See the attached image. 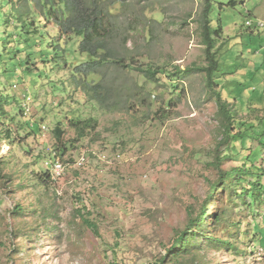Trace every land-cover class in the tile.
I'll list each match as a JSON object with an SVG mask.
<instances>
[{
    "label": "rangeland",
    "instance_id": "obj_1",
    "mask_svg": "<svg viewBox=\"0 0 264 264\" xmlns=\"http://www.w3.org/2000/svg\"><path fill=\"white\" fill-rule=\"evenodd\" d=\"M119 1L112 11L121 24L138 26L125 49L117 40L115 47L126 63L159 72L152 81L133 66L89 76L102 79L120 109L105 111L71 85L73 68L88 56L78 51L79 38L59 35L58 8L44 13L35 0H0V264H157L185 228L187 211L195 216L202 206V234L220 244L198 236L178 264H264V191L255 188L264 187V152L248 158L239 138L222 140L218 107L199 70L206 1ZM209 2L215 90L229 104L231 135L251 138L257 150L264 28L254 23L264 22V0ZM24 95L37 104L28 116L20 109ZM88 119L95 129L80 138L72 124ZM218 154L223 171L241 169L247 158L260 169L244 176L252 190L244 198V184L224 183L208 199ZM56 161L63 172L52 178Z\"/></svg>",
    "mask_w": 264,
    "mask_h": 264
},
{
    "label": "trees",
    "instance_id": "obj_2",
    "mask_svg": "<svg viewBox=\"0 0 264 264\" xmlns=\"http://www.w3.org/2000/svg\"><path fill=\"white\" fill-rule=\"evenodd\" d=\"M206 5L203 9V23H202V42L205 46L204 57L205 65L199 70L205 75V84L210 93H212L215 99L216 105L218 107V115L221 122L222 140L231 138L232 140L240 139L244 150L247 151V157L255 155V152H264V128L257 135L255 141L257 142V150L250 149L251 138L247 136L231 135L233 129V118L231 111L229 109V104L221 96L220 91L215 90V83L213 80L214 74L218 71V61L216 59V52L214 51L215 38L211 31L209 24V12H210V2L205 0ZM36 6L38 8L45 9L44 13H48V9H56V15L52 17L53 23L58 27V33L63 37V41L67 42L72 40V38H79L78 51L81 54H86L88 60L73 68L70 75V81L72 87L76 90L81 91L89 101L95 102L101 109L105 111L114 110L120 111L116 107L115 103L109 101V88L105 87L102 79L96 83L88 81L89 76H98L103 78L101 69L112 67L121 68L123 70L130 69L132 66L134 70L139 72L140 75L145 77L147 80H155L159 69H153L151 66L142 67L126 63V57L120 52L118 47H115L116 40L119 42V46L123 49L126 48L127 34L136 31L137 23L130 26H123L119 21L120 16L113 13L112 8L116 3H120L119 0H35ZM15 16H17V11L13 10ZM18 17V16H17ZM24 26V24H23ZM146 25L144 26V28ZM151 30V29H150ZM29 59V58H27ZM28 70V69H27ZM95 122L92 119L85 121H78L72 124V127L76 131V135L83 138L87 130L95 129ZM61 130L57 126L53 130V135L56 141L60 140ZM235 136V137H234ZM223 143H220L222 146ZM246 160L245 166L240 168H233L229 171H223L221 169V163L224 161V157L221 154L214 156L213 167L217 172V179L213 181L210 185V192L207 195L210 199L214 193L222 186L224 183L233 186L235 183L244 184L245 192L240 193L239 197H245L252 191L249 186L251 183L249 181L243 180L244 176L257 175V173L252 172L253 169L258 172L260 170L254 167L250 161ZM248 163V164H247ZM252 172V173H251ZM257 190H263L258 182L255 184ZM14 210L19 211L20 207L16 206ZM188 221L185 228L182 231L176 232V237L172 242L170 248L166 251L165 255L158 258L157 264H166V259L168 256H173L174 260L178 264L180 257L191 255L192 249L196 247L198 241V236L200 240L206 238L211 240L212 244L219 243L217 239H210L206 237L203 232V223L207 216L206 206L200 208V212L193 215L191 210L187 211ZM264 221V219H263ZM92 226V225H90Z\"/></svg>",
    "mask_w": 264,
    "mask_h": 264
},
{
    "label": "built area",
    "instance_id": "obj_3",
    "mask_svg": "<svg viewBox=\"0 0 264 264\" xmlns=\"http://www.w3.org/2000/svg\"><path fill=\"white\" fill-rule=\"evenodd\" d=\"M254 24L251 21H247L245 23V25L247 27H251L252 25H254L257 29L264 28V22L263 21L258 20ZM36 107H37V104H36L35 100L29 95H24L20 101V109H21L22 114L24 116L30 115ZM41 129L45 130L46 127L41 126ZM84 161H85V158L81 157L77 162V166L83 165ZM51 169H52V174H51L52 178H54L56 176H60L63 172V166L59 161L52 162V168Z\"/></svg>",
    "mask_w": 264,
    "mask_h": 264
}]
</instances>
